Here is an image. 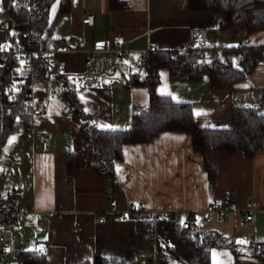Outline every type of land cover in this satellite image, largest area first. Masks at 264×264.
<instances>
[{"label": "crops", "instance_id": "crops-1", "mask_svg": "<svg viewBox=\"0 0 264 264\" xmlns=\"http://www.w3.org/2000/svg\"><path fill=\"white\" fill-rule=\"evenodd\" d=\"M13 1L0 0V12L10 9ZM118 1L126 6L111 8L110 0H71L70 12L48 26L51 38L64 44L46 53L50 69L45 75L30 77V106L44 113H30V130L9 134L0 152V197L14 189L20 204L35 210L19 228L29 235L20 251L44 254L45 264H94L97 255L122 258L126 264H149L156 243L138 230L135 219L118 220L107 214L112 200L120 211L144 203L160 215L193 213L197 226L215 229L241 245L264 241V151L253 158L240 152L206 153L205 159L216 165L213 184L203 167L204 156L193 152L191 136L185 132L163 133L147 143L126 145L114 176L98 175L88 167L78 124L61 98L58 74L67 76L65 87L75 90L76 100L97 127L126 129L132 124L133 105L150 99L146 87L124 86L126 77L136 72L133 66L137 68L148 51L238 44L248 35L244 25L218 33V16L190 11L188 0ZM85 14L94 15L93 26L82 23ZM248 36L252 43L264 41V32ZM11 37L0 16L1 49L17 45ZM81 40L88 47L95 42L106 44L105 50L92 52L95 60L90 67L86 66L88 53L75 46ZM117 43L129 52L128 59L121 58ZM125 61L130 63L122 65ZM160 78L157 93L192 102L197 127H231L235 105L259 107L264 114V61L232 89L210 91L208 101L203 100L207 76L198 82L171 81L168 69H162ZM70 151L76 152L72 174L64 164ZM215 203L234 204L238 211L222 224H207L203 214ZM244 214H252L254 223L247 224ZM211 264L264 262L236 257L230 249L217 247Z\"/></svg>", "mask_w": 264, "mask_h": 264}, {"label": "trees", "instance_id": "trees-1", "mask_svg": "<svg viewBox=\"0 0 264 264\" xmlns=\"http://www.w3.org/2000/svg\"><path fill=\"white\" fill-rule=\"evenodd\" d=\"M126 6L124 2L110 0L111 8ZM192 12L211 11L218 16V33L244 25L248 35L264 32V0H188ZM71 10V0H14L10 9L0 16L12 31L11 42L25 50L42 49L33 58L34 74L45 75L50 69L49 51L59 48L58 40L51 38V26ZM194 36V34H193ZM173 56V57H172ZM6 68L0 76V152L9 134L24 133L32 126L28 112L31 93L30 77H14L16 64L13 55L5 57ZM264 61V41L238 44L191 45L176 50L152 49L141 57L137 71L126 77L124 86H143L149 91L147 104L132 107V124L126 129H101L84 112L75 98V90L65 87V74H58L61 98L69 114L78 124L82 150L88 167L101 176H114L116 163L123 159L126 145L147 143L168 132H185L192 139V150L204 156L203 167L210 183L216 175V165L205 159L209 152L242 153L253 158L264 151V114L259 107L235 105L232 125L229 128L197 127L193 121V104L178 101L170 95H160L156 88L160 72L168 69L171 81L198 82L208 77L210 91L230 90L246 78L259 62ZM19 83V87H16ZM17 97V100H15ZM76 152L65 154L64 164L68 174L76 168ZM135 219L138 230L151 235L156 232V250L160 264H211L212 251L226 247L236 256H247L264 262V241L247 245L226 238L215 229L197 226L191 221L184 228L173 215L138 213ZM22 264H45V255L36 252H19ZM94 264H126L118 257L97 255Z\"/></svg>", "mask_w": 264, "mask_h": 264}, {"label": "built area", "instance_id": "built-area-1", "mask_svg": "<svg viewBox=\"0 0 264 264\" xmlns=\"http://www.w3.org/2000/svg\"><path fill=\"white\" fill-rule=\"evenodd\" d=\"M95 22V17L93 14H85L82 18V23L87 26H93ZM242 46H250L251 40L247 35L242 40ZM58 44L61 46L64 44V40H59ZM78 50H83L88 53V58L86 60V66L90 67L94 63L93 51L105 50V42H95L92 47H88L85 40H81L75 43ZM115 49L119 52L122 59H128L130 54L124 49L122 43H117ZM42 49L36 50H25L19 45L13 46L10 50H3L0 48V76L3 75L6 68L5 57L8 54L13 55L14 63L16 64V72L14 77H31L34 74V63L33 58L37 53H42ZM146 55V54H145ZM173 57V56H172ZM16 87H19V83H16ZM17 100V97H15ZM30 98L28 100L29 108L28 112L35 115L44 113L41 109H35L30 106ZM34 209L22 206L19 202L18 192L11 189L7 192L4 197H0V264H9L13 261L21 262L18 258L20 252V246L22 243L26 242L29 235L25 232L19 231V228L23 226L27 217L34 213ZM238 209L234 204L228 203H215L209 206L204 214V221L207 224L224 223L233 213L237 212ZM107 214L114 215L118 220H125L134 214L138 213H148L151 214L156 220L161 212L157 210H148L144 203H140L137 206L130 208L128 211H120L116 208V202L114 200L110 201L107 210ZM164 215H173L184 228H189L191 221L195 220V214L186 213L184 215L181 211L164 212ZM244 219L247 224L254 223V216L252 214H244ZM105 220V215L100 216V221ZM44 225H47L46 220L43 221ZM151 239L156 243V232L150 235ZM149 264H159V255L156 251L155 256L149 261Z\"/></svg>", "mask_w": 264, "mask_h": 264}, {"label": "rangeland", "instance_id": "rangeland-1", "mask_svg": "<svg viewBox=\"0 0 264 264\" xmlns=\"http://www.w3.org/2000/svg\"><path fill=\"white\" fill-rule=\"evenodd\" d=\"M17 44V43H16ZM130 62L129 61H125L124 63H121L122 65H128ZM133 71H137V68H136V66H135V68H134V66H133Z\"/></svg>", "mask_w": 264, "mask_h": 264}]
</instances>
